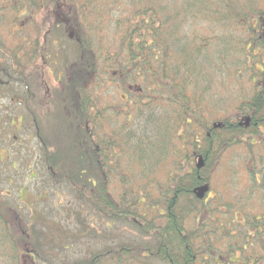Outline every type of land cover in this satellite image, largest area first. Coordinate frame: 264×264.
<instances>
[{"label":"trees","instance_id":"1","mask_svg":"<svg viewBox=\"0 0 264 264\" xmlns=\"http://www.w3.org/2000/svg\"><path fill=\"white\" fill-rule=\"evenodd\" d=\"M0 47L31 60L12 73L49 181L133 231L60 264H264V0H0ZM3 197L0 242L34 264Z\"/></svg>","mask_w":264,"mask_h":264},{"label":"rangeland","instance_id":"2","mask_svg":"<svg viewBox=\"0 0 264 264\" xmlns=\"http://www.w3.org/2000/svg\"><path fill=\"white\" fill-rule=\"evenodd\" d=\"M107 29L104 34L110 31ZM104 38L109 45V35ZM22 94L19 87H0V187L5 196L2 199L4 211L17 212L32 228L34 240L40 242L38 250L42 256L33 263L60 264L81 259L111 243L132 241L130 227L122 223L104 227V223L95 221L93 215L82 209L67 188L54 186L49 181L32 120L21 114L15 100L10 101L22 98ZM225 167L222 165L219 170L225 171ZM219 176V186L224 187L222 174ZM51 232L54 235H50ZM76 234L81 235L79 240L74 239ZM56 236L63 240L59 242ZM53 242H57L59 248L53 247ZM19 260L15 249L2 246L0 242V264H23Z\"/></svg>","mask_w":264,"mask_h":264},{"label":"flooded vegetation","instance_id":"3","mask_svg":"<svg viewBox=\"0 0 264 264\" xmlns=\"http://www.w3.org/2000/svg\"><path fill=\"white\" fill-rule=\"evenodd\" d=\"M18 37V39H20L21 41L19 40H16V42L12 43V40L9 41V43L12 45H14V49L15 50H18V51H22L20 53H23V54H27L30 52L31 49L30 48V42H31V39H33V33L31 32H17L16 34ZM2 40H4L2 38ZM22 42V43H21ZM7 46H8V42H7ZM12 47V46H11ZM11 50V49H9ZM6 53V54H5ZM8 51H6L5 47H0V87H9V86H14V87H19L22 89V98H13L11 99L10 101L13 102L15 100V104H18V108H20V112L21 114H24L26 115V117H29V119L31 118L30 114H29V111L30 107H27L29 109H26L25 108V89L24 87L18 83V75L15 73H12V71H14L13 69H15L16 66H19L21 63H23L24 65L27 64V62H30L31 60H27L26 58H21L19 57L18 58V62H15L12 64L11 68H6L7 66H10L11 65V62L9 61V56H8ZM19 70V69H18ZM16 70V71H18ZM20 73H21V70H20ZM24 115H21V118L23 117L24 118ZM33 124V123H32ZM34 128V126H33Z\"/></svg>","mask_w":264,"mask_h":264}]
</instances>
